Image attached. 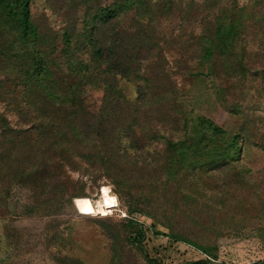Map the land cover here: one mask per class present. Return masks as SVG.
Returning a JSON list of instances; mask_svg holds the SVG:
<instances>
[{"label":"rangeland","instance_id":"1","mask_svg":"<svg viewBox=\"0 0 264 264\" xmlns=\"http://www.w3.org/2000/svg\"><path fill=\"white\" fill-rule=\"evenodd\" d=\"M113 1L89 0L88 4L84 0L33 1L34 23L55 41L58 47L55 57L66 63L60 69L53 67L63 85L72 80L67 65L70 53L75 51L77 57L89 58L86 50L78 51L76 39L66 53L63 31L72 26L80 33L93 10L109 6ZM165 1L151 0L152 10L157 13L152 23L147 22V17L141 19L136 12L126 14L121 22L128 33H135L142 26L154 36L157 50L150 65L144 62L143 67L149 72L153 67L166 78L155 80L153 91L169 93L171 97L174 93L173 98L195 115L240 133L241 159L221 171L189 176L187 182L150 196L143 204L150 215H132L129 211L132 203L139 202L142 192L147 193L145 187L149 180L160 185L165 182L161 174L166 148L155 141L146 142L147 146L137 151L125 148L130 145L128 139L122 141L118 155H123L136 180L145 179L135 185L134 191L126 189L122 197L101 166L90 167L78 159L74 168L66 166L57 178L49 180L45 195L43 185L49 174H43L40 182L32 183L19 182L14 176L0 172L1 196L7 209L0 213V264H77L72 260L83 264H111L112 241L99 223L119 237L121 264H150V259L163 264L202 260H211V264H264V0H171L164 9ZM234 8L246 10V30L231 60L216 56V68L210 73L212 70L200 67L204 55L200 39L208 23L212 29L213 21L223 12L235 14ZM198 75L205 84L197 81ZM145 85L118 79L121 94L132 101ZM84 98L83 110L91 118L102 109L105 93L100 87H85ZM176 104L179 103L176 101ZM4 113L14 127L20 123L18 116L6 111L1 103L0 114ZM178 117L174 124L182 119L181 115ZM156 123L157 134L174 141L178 139L179 135L170 131L174 125ZM118 137L113 135L110 140ZM85 148L80 152L87 153L93 146ZM58 185L65 186V194ZM112 195L118 203L107 209L110 215L85 214L74 203L77 199H86L95 206L97 201L103 203ZM42 204L45 209H57L58 213L49 216L53 210L32 214L29 210L23 214L26 207ZM132 217L146 231L144 247L149 258L127 240V222ZM158 232L163 235L157 236ZM171 232L197 246L176 242L170 238ZM199 246L210 250L218 259H211Z\"/></svg>","mask_w":264,"mask_h":264},{"label":"trees","instance_id":"2","mask_svg":"<svg viewBox=\"0 0 264 264\" xmlns=\"http://www.w3.org/2000/svg\"><path fill=\"white\" fill-rule=\"evenodd\" d=\"M33 1L0 0V104H4L6 111L14 112L20 121L14 127L5 113L0 114V172L14 176L19 182L27 180L32 183L40 182L43 174H49L43 185L45 195L49 180L57 178L66 166L74 168L78 159L90 167L101 166L122 197L126 189L134 191L135 185L145 180L144 177L136 180L123 155H118L122 141L128 139L130 145L125 148L134 151L144 149L148 141H155L166 148L161 174L165 182L160 185L149 180L145 187L147 193L142 192L139 202L132 203L129 211L132 215H150L143 206L150 196L187 182L189 176L221 171L241 159L243 141L240 133L225 130L211 119L195 115L193 110L189 111L173 98L174 93L171 97L169 93L153 91L155 80L166 78L153 67L150 72L143 67L144 62L150 65L149 61L157 50L154 36L142 26L137 32L128 33L121 24L125 15L132 12L141 19L147 17L149 23L154 22L157 13L152 10L151 0H114L109 6L93 10L80 33L72 26L63 31L66 53L70 52L75 39L78 40V51L89 53L88 59L77 57L75 51L70 53L72 56L67 65L72 80L68 85H63L53 72V67L60 69L66 63L62 64L55 57L58 51L55 41L34 23ZM88 2L84 0L85 4ZM171 2L166 0L164 9ZM233 11L236 13L232 15L223 12L213 21L212 29L208 28V23L200 39L204 53L200 67L212 70L210 73L216 68V56L230 59L235 54L246 30V10L234 8ZM199 77L197 81L205 84ZM119 78L146 84L139 90L135 101L121 94ZM85 87H100L105 93L102 109L91 118L86 117L83 110ZM176 101L179 104L174 105ZM178 115H181L182 123L179 119L174 124ZM157 121L162 125H174L170 131L179 135L178 139L174 141L169 136L157 134L154 129ZM113 135H119L118 139L110 140ZM85 146H93V149L80 152V149H86ZM58 187L66 193L64 185ZM2 190L3 186H0V213L7 210ZM42 206L45 204L26 207L23 214H28L29 210L30 214L53 210ZM53 212L57 209L48 215L55 214ZM99 225L112 241L111 264H121L119 237L106 225ZM155 234L163 235L160 232ZM169 236L176 242L197 246L176 233L171 232ZM146 238V231L138 219L132 217L128 220L129 244L149 258L144 247ZM55 239L52 240L56 244ZM199 248L214 261L218 259L210 250ZM74 262L83 264L72 260ZM149 263L163 264L157 259H150ZM211 263V260H202L183 264Z\"/></svg>","mask_w":264,"mask_h":264},{"label":"clouds","instance_id":"3","mask_svg":"<svg viewBox=\"0 0 264 264\" xmlns=\"http://www.w3.org/2000/svg\"><path fill=\"white\" fill-rule=\"evenodd\" d=\"M107 192H105V196L107 197ZM74 203L78 206V210L85 214L92 215H110L111 212L107 209L110 207H115L118 203V199L115 195H112L111 198L105 199L103 203L97 201L95 206L88 200H75Z\"/></svg>","mask_w":264,"mask_h":264}]
</instances>
